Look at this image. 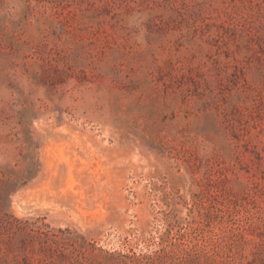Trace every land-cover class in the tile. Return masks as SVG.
<instances>
[{
	"label": "rangeland",
	"instance_id": "374dc122",
	"mask_svg": "<svg viewBox=\"0 0 264 264\" xmlns=\"http://www.w3.org/2000/svg\"><path fill=\"white\" fill-rule=\"evenodd\" d=\"M0 264H264V0H0Z\"/></svg>",
	"mask_w": 264,
	"mask_h": 264
}]
</instances>
